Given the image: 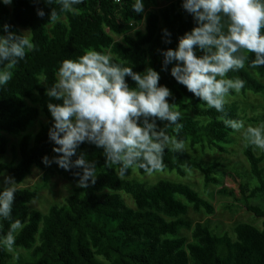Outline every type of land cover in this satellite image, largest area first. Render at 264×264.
I'll list each match as a JSON object with an SVG mask.
<instances>
[{
    "label": "trees",
    "instance_id": "1",
    "mask_svg": "<svg viewBox=\"0 0 264 264\" xmlns=\"http://www.w3.org/2000/svg\"><path fill=\"white\" fill-rule=\"evenodd\" d=\"M158 1L165 5L152 10ZM134 0H79L73 7L75 13L61 12L53 0H13L0 4V34L4 25L17 35L21 30L29 32L28 38L35 45L25 59L13 69V79L0 88V158L8 152L9 136L19 141L11 149L14 161L0 162V177L7 173L17 185L24 183L34 168L42 172L44 184L51 175L58 176L72 186V192L64 205L53 206L47 213L29 208L36 200L39 189H17L11 220H0V234L7 235L11 223L20 220L22 228L14 233L11 249H21L27 256L18 255L13 260L6 245H0V264H264V150L255 153L248 143L243 156L249 171L239 176L237 189L224 187L222 162H204L188 152L163 153L164 168L161 171L175 173L185 178L197 171L202 175L205 187L221 188L220 194L229 196L236 204L257 219L262 227L249 223H237L232 230L219 234L208 225L187 219L190 211L208 215L215 213L210 201L203 198L190 185L171 180H158L154 184L133 177L134 171L144 176L139 168H130L121 178L119 166L105 167L103 150L94 145L82 144L77 155L97 164L96 183L88 189L77 187L73 169L65 171L57 165L45 166L42 158L55 155V146L48 137L52 118L47 104L62 103L45 95L46 89L56 81V71L64 59L75 60L85 49L111 54L113 62L143 72L151 67L160 74L161 85L167 86L172 97L170 104L182 113L178 121L181 127L167 128L170 137L182 139L191 149L198 147L202 154L217 151L228 154L227 146L235 131L226 128L218 119L224 113L195 98L186 88L163 71V57L159 50H173L178 38L195 25L181 7L182 0H144V11L132 10ZM45 11V17L37 16V9ZM58 19H50L51 11ZM143 30L137 27L142 24ZM171 35V44L163 42L162 30ZM111 34L122 37L115 41ZM245 68L229 72L228 78L245 82L240 90L243 95L264 93V84L256 76L264 77V66L251 67L254 53L246 52ZM39 77H44L40 79ZM130 87L135 82L126 78ZM231 92L229 97H234ZM228 118L262 123L263 117L242 114L239 101H227ZM41 116V124L34 135L28 130ZM164 128L166 121H157ZM74 156L72 159L75 160ZM15 161H17L15 163ZM156 173V172H155ZM133 202L129 207L122 198ZM191 232L192 241L181 236V230Z\"/></svg>",
    "mask_w": 264,
    "mask_h": 264
},
{
    "label": "clouds",
    "instance_id": "2",
    "mask_svg": "<svg viewBox=\"0 0 264 264\" xmlns=\"http://www.w3.org/2000/svg\"><path fill=\"white\" fill-rule=\"evenodd\" d=\"M38 4L40 0H35ZM53 0H47L52 3ZM79 0H56L61 12L75 13ZM13 0H0L10 6ZM182 9L192 18L194 27L178 38L173 50H159L163 57V71L171 67L170 75L208 108L224 113L218 119L226 128L244 131L250 143L264 150V122L245 128L244 122L228 118L225 105L231 92L239 93L245 82L228 78L229 72L245 68L248 56L254 53L251 67L264 66V0H182ZM132 10L144 11V0H134ZM38 17H45L37 9ZM56 21L58 13L51 11ZM0 34V88L13 79V69L25 59L35 45L25 32L17 35L4 25ZM163 42L171 44V33L162 30ZM44 79V77H39ZM126 78L135 82L130 87ZM160 74L151 67L135 72L132 67L113 62L106 50L85 49L75 60L64 59L56 71V81L46 89L45 95L62 103L47 104L52 118L48 137L55 146L51 159L42 158L45 166L57 165L71 171L77 187L88 189L96 183L97 164L85 159L77 150L82 144L94 145L103 150L105 167L119 166L122 178L130 168L139 167L148 175L164 168L165 150L184 152L182 139L170 137L169 127H181L182 113L169 103L172 93L159 83ZM157 121L167 124L164 128ZM77 158L73 160L72 158ZM0 188V220H11L17 192L12 177H4ZM22 228L20 220L11 223L7 235L0 234V245L11 250L14 233Z\"/></svg>",
    "mask_w": 264,
    "mask_h": 264
},
{
    "label": "rangeland",
    "instance_id": "3",
    "mask_svg": "<svg viewBox=\"0 0 264 264\" xmlns=\"http://www.w3.org/2000/svg\"><path fill=\"white\" fill-rule=\"evenodd\" d=\"M165 5V2L158 1L155 6L150 7L152 10H157L158 8ZM138 29L143 30L144 25L143 23L140 24ZM22 33L27 31L21 30ZM25 35H29L26 33ZM111 36L114 38L115 41L123 42L122 37H117L113 34ZM257 79L264 84V77L256 76ZM239 101L241 103V111L242 114L251 116V117H263L264 118V93L255 95L253 93H247L243 95L240 91L239 93L235 92L234 97H228L227 101ZM46 122V118L41 116L39 120L33 124L32 127L29 128L28 133L30 135H34L41 124ZM245 128L249 126H257L260 123H248L243 121ZM9 147L8 152L2 158H0V162L2 163H10L14 161L15 154L13 153L11 147L16 146L19 141L18 137L9 136ZM250 143V140L246 137L243 130L240 132H234L231 136V144L227 146L229 150L228 154H222L217 151L209 152L207 151L205 154H202L201 150L196 147L191 149L188 144L184 152H188L192 155H195L197 158L201 159L202 161L208 162H222L224 163L225 167L221 169L223 176L224 187L228 189H237V182L239 181V176L243 172L249 171L248 164L243 156V151L246 146ZM255 147V146H254ZM262 150L255 147V153L259 154ZM17 161H15L16 163ZM264 167V164H263ZM4 177H10L7 173H4L0 177V188L4 187L3 179ZM133 177L138 180L146 181L148 183L154 184L158 180H171L173 182H180L183 184L190 185L194 190L199 192L201 196L208 201L215 208V213L213 215H208L204 212L199 214L193 213L192 211L189 212L187 219L192 223H202L206 224L212 230H216L219 234L224 233L225 231H230L237 223H249L257 228L262 227V219L255 218L252 214L246 212L240 205L236 204L229 196L220 194L221 188L215 186L205 187L203 185V178L202 175L197 172L193 171L187 174L185 178L179 177L175 173L165 172V171H158L151 175H144L141 176L138 174L137 171H134ZM39 189V195L36 200L29 204L30 209L38 210L41 213L45 214L47 211L53 206H62L65 203L66 198L72 192V186L63 180L62 178L51 175L49 177V181L44 184L42 178V172L36 168L32 170L31 175L26 178L24 183L21 185H17V189ZM123 200L125 203L134 208L133 202L130 198L125 195H122ZM181 236H185L188 241H192L191 232L189 230H181ZM9 253L13 255V260L15 261L18 255L27 256V253L21 249H11Z\"/></svg>",
    "mask_w": 264,
    "mask_h": 264
},
{
    "label": "built area",
    "instance_id": "4",
    "mask_svg": "<svg viewBox=\"0 0 264 264\" xmlns=\"http://www.w3.org/2000/svg\"><path fill=\"white\" fill-rule=\"evenodd\" d=\"M115 3H120L121 0H113Z\"/></svg>",
    "mask_w": 264,
    "mask_h": 264
}]
</instances>
